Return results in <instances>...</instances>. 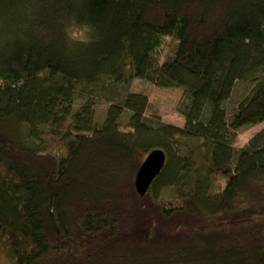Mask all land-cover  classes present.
<instances>
[{"label":"trees","instance_id":"1","mask_svg":"<svg viewBox=\"0 0 264 264\" xmlns=\"http://www.w3.org/2000/svg\"><path fill=\"white\" fill-rule=\"evenodd\" d=\"M77 21L93 43L66 41ZM138 79L184 90L185 127L146 116ZM0 81L15 264H264V128L235 148L264 123V0H0ZM239 81L250 90L228 119ZM154 150L167 163L141 197Z\"/></svg>","mask_w":264,"mask_h":264},{"label":"rangeland","instance_id":"2","mask_svg":"<svg viewBox=\"0 0 264 264\" xmlns=\"http://www.w3.org/2000/svg\"><path fill=\"white\" fill-rule=\"evenodd\" d=\"M169 39H165L163 41L162 47L159 49L157 53V57L161 63L165 60V52L169 48ZM246 81H239L235 85V90L228 100L224 104V108L228 112V119H230L240 100L248 93L250 90V85L247 84ZM1 84V81H0ZM129 92L133 93H142L147 96L150 106L146 111V116L148 118L151 117H159L163 122L176 125L178 127H185V118L178 112L180 104L183 102L184 90L181 89H163L154 86L153 84H149L143 80H136L132 83L129 88ZM84 102L82 100L77 101L76 109L82 106ZM111 104L107 101L99 100L95 109L96 112V120L98 123H102L106 119V113ZM129 116H125L124 120H128ZM264 123L261 125H255L252 127L241 128L238 132V137L236 140L235 148L240 150L249 144V141L253 136L263 131ZM6 242L0 240V264H15L14 260L11 259L8 251H7Z\"/></svg>","mask_w":264,"mask_h":264},{"label":"water","instance_id":"3","mask_svg":"<svg viewBox=\"0 0 264 264\" xmlns=\"http://www.w3.org/2000/svg\"><path fill=\"white\" fill-rule=\"evenodd\" d=\"M167 158L166 152L162 150H154L146 157L135 178V189L141 197L149 192L155 179L162 174Z\"/></svg>","mask_w":264,"mask_h":264},{"label":"clouds","instance_id":"4","mask_svg":"<svg viewBox=\"0 0 264 264\" xmlns=\"http://www.w3.org/2000/svg\"><path fill=\"white\" fill-rule=\"evenodd\" d=\"M32 9L28 8V15L31 16ZM94 27L92 24L79 21L69 24L64 29V35L67 42L72 44L89 45L94 42Z\"/></svg>","mask_w":264,"mask_h":264}]
</instances>
